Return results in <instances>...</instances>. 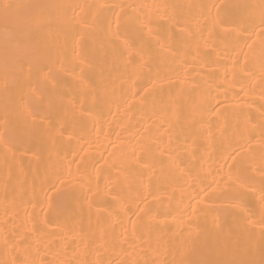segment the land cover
Wrapping results in <instances>:
<instances>
[{"label":"bare ground","instance_id":"obj_1","mask_svg":"<svg viewBox=\"0 0 264 264\" xmlns=\"http://www.w3.org/2000/svg\"><path fill=\"white\" fill-rule=\"evenodd\" d=\"M0 264H264V0H0Z\"/></svg>","mask_w":264,"mask_h":264}]
</instances>
